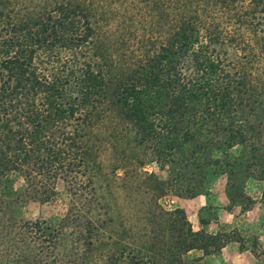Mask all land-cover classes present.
<instances>
[{
	"label": "trees",
	"instance_id": "obj_1",
	"mask_svg": "<svg viewBox=\"0 0 264 264\" xmlns=\"http://www.w3.org/2000/svg\"><path fill=\"white\" fill-rule=\"evenodd\" d=\"M94 6L0 0V264H190L194 251L222 252L229 234L195 231L161 200L195 199L225 176L230 203L255 204L264 0ZM60 182L70 202L58 224L18 217Z\"/></svg>",
	"mask_w": 264,
	"mask_h": 264
},
{
	"label": "rangeland",
	"instance_id": "obj_2",
	"mask_svg": "<svg viewBox=\"0 0 264 264\" xmlns=\"http://www.w3.org/2000/svg\"><path fill=\"white\" fill-rule=\"evenodd\" d=\"M94 7L96 8V0ZM146 170L164 177L167 176L166 173L160 172L156 165H150ZM226 185L225 176L214 179L204 195L198 196L195 200L186 199L189 206L186 201L173 195L162 198L161 203L166 209L173 210L184 202L188 218L194 225L197 223L196 215L197 209H199L200 218L210 221V225L204 229L207 233L229 234L230 238L234 240L217 254L205 256L202 251L190 253L188 255L190 264H264V202L262 200L264 182L251 179L246 184V194L255 201V204L247 211L238 204L230 203L226 194ZM24 187V180L17 178L15 188L18 191H23ZM69 202L66 188L60 182L58 195L49 201L42 203L26 198L19 209L18 217L26 221L41 219L58 224L67 215ZM193 205L195 208L192 207ZM235 240L243 241L244 249H241L240 243ZM256 242L258 243V254L254 255L252 248Z\"/></svg>",
	"mask_w": 264,
	"mask_h": 264
},
{
	"label": "crops",
	"instance_id": "obj_3",
	"mask_svg": "<svg viewBox=\"0 0 264 264\" xmlns=\"http://www.w3.org/2000/svg\"><path fill=\"white\" fill-rule=\"evenodd\" d=\"M191 200H195V199H191ZM183 201H186L187 205L189 206V203H188V201H187L186 199H183ZM185 205H186V204H185ZM178 207H180V208L184 209L185 211H187V210H186V206H184V202H183L182 204H180ZM192 207L195 208L194 205H193ZM200 209H201V208H200ZM194 211H195V210H194ZM199 211H200V210L197 209V215H196V216H197V223H196L197 227H196V225H194L193 222H191L195 231H201V230H204L205 227H206V226H204V225L201 223V221H200L201 218H200V213L198 214ZM186 214H187V216H188V211L186 212ZM189 221H191V220H189Z\"/></svg>",
	"mask_w": 264,
	"mask_h": 264
}]
</instances>
